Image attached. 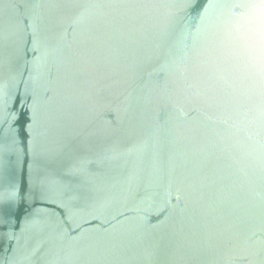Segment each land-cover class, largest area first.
I'll return each instance as SVG.
<instances>
[{
	"label": "water",
	"instance_id": "obj_1",
	"mask_svg": "<svg viewBox=\"0 0 264 264\" xmlns=\"http://www.w3.org/2000/svg\"><path fill=\"white\" fill-rule=\"evenodd\" d=\"M0 264H264V0H0Z\"/></svg>",
	"mask_w": 264,
	"mask_h": 264
}]
</instances>
